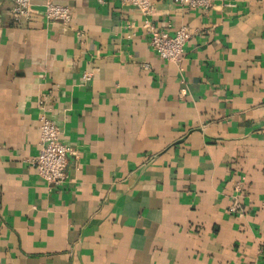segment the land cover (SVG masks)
<instances>
[{"label": "crops", "instance_id": "1", "mask_svg": "<svg viewBox=\"0 0 264 264\" xmlns=\"http://www.w3.org/2000/svg\"><path fill=\"white\" fill-rule=\"evenodd\" d=\"M43 1L16 23L0 0V264H264V0H62L68 25ZM145 23L188 29L179 63ZM40 100L70 150L55 188Z\"/></svg>", "mask_w": 264, "mask_h": 264}, {"label": "built area", "instance_id": "2", "mask_svg": "<svg viewBox=\"0 0 264 264\" xmlns=\"http://www.w3.org/2000/svg\"><path fill=\"white\" fill-rule=\"evenodd\" d=\"M13 7L9 12L13 22L28 21L34 14L31 0H11ZM62 0H44L42 3L43 17L48 22H57L68 25L71 22L69 7L61 4ZM101 2V0H98ZM122 5L137 9L147 17L153 11L150 0H118ZM174 2L188 9H199L208 12L212 8V0H174ZM144 28L149 35V46L156 56L165 62L179 63L183 47L189 38V31L185 27L177 29L173 35L159 31L147 23ZM40 114L38 116L40 148L36 157L31 159V165L36 170L40 179L48 187H59L64 184L66 178V161L70 153L59 140V131L56 125L48 118L44 101L38 102ZM234 210V208H232Z\"/></svg>", "mask_w": 264, "mask_h": 264}]
</instances>
